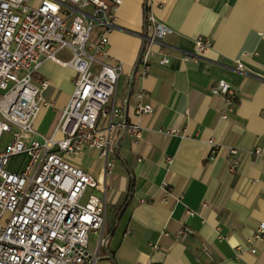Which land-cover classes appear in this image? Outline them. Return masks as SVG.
Masks as SVG:
<instances>
[{"label":"crops","instance_id":"0c3cea01","mask_svg":"<svg viewBox=\"0 0 264 264\" xmlns=\"http://www.w3.org/2000/svg\"><path fill=\"white\" fill-rule=\"evenodd\" d=\"M146 12L171 30L153 47L147 75L138 63ZM108 36L110 62L122 67L117 103L128 122L142 128V137L127 134L118 143L116 168L106 180L107 222L115 229L97 264H264V241L255 244L257 253L248 241L264 221V0H121L116 28ZM200 36L211 48L184 61L186 53L196 54ZM163 54L170 59L166 65L160 62ZM59 56L67 60L71 54ZM41 66L35 82L50 81L43 97L51 105L41 106L35 127L49 136L78 75L50 60ZM220 80L238 89L227 119L220 114L224 97L211 93ZM139 91L146 93L152 114H136ZM48 110L59 116L52 130L42 133ZM169 129L180 134H164ZM212 140L219 146L216 153ZM232 149L239 151L235 172L229 169ZM256 149L262 155H255ZM89 150L101 160L99 169L86 163ZM16 160L22 162L18 167ZM27 161L19 155L9 168L20 172ZM70 161L105 183L97 150ZM165 182L174 196H183L181 202H160ZM188 209L195 214L187 215ZM184 225L195 235L181 241L176 235ZM202 244L210 247L211 261H197Z\"/></svg>","mask_w":264,"mask_h":264},{"label":"built area","instance_id":"2783aa9c","mask_svg":"<svg viewBox=\"0 0 264 264\" xmlns=\"http://www.w3.org/2000/svg\"><path fill=\"white\" fill-rule=\"evenodd\" d=\"M121 0H0V264H97L107 223V178L114 172L120 139L142 137V128L128 122L117 103L122 73L120 65L108 57L109 36L116 28V10ZM142 49L138 63L147 75L154 46L162 45L171 30L149 14L145 20ZM203 36L196 39V54L186 53L183 60L195 59L211 48ZM68 51L64 60L59 55ZM72 68L77 73L75 88L68 104L49 136L36 130L41 106H50L43 94L49 80L35 82L45 61ZM161 64L170 59L163 54ZM243 71V65L238 64ZM213 95L223 96L227 119L234 112L238 89L226 80L212 86ZM146 93H136L138 116L153 113L145 102ZM9 140L3 142L4 134ZM168 136L178 129L164 131ZM212 152L219 146L212 140ZM87 149L97 150L104 161L105 183L100 185L82 168L71 163ZM230 171L239 165V151L231 150ZM256 149L255 155H262ZM19 155L27 164L20 172L9 166ZM170 164L172 160L167 159ZM88 191H90L88 193ZM160 202L174 196L169 185L161 186ZM142 203H149L142 200ZM193 216L194 211L186 210ZM91 234H99V249L90 251ZM195 231L184 225L177 233L183 241ZM222 238V237H221ZM264 241V221L249 238ZM153 250L157 244L152 245ZM202 244L197 255L212 260V252ZM159 264V263H150Z\"/></svg>","mask_w":264,"mask_h":264},{"label":"rangeland","instance_id":"374dc122","mask_svg":"<svg viewBox=\"0 0 264 264\" xmlns=\"http://www.w3.org/2000/svg\"><path fill=\"white\" fill-rule=\"evenodd\" d=\"M59 116L58 112L55 111H51L48 110L47 113L45 114L44 118H43V122H42V126L40 127V131L42 133H47V131L50 129L52 130V128L55 126L56 122H57V118ZM3 136V142H7L9 140V135L8 134H4ZM87 153V158L86 163H88L90 166H93L94 168L99 169L100 168V163L101 160L97 159L95 157V154L92 150H89ZM22 162L20 160H16L15 162H13L14 167H18L19 164H21ZM99 183V182H98ZM90 191H88L89 193ZM99 239H100V235L99 234H91V238H90V251L93 252L94 254H96V252L98 251V247H99ZM101 260V256L98 257V261L97 263Z\"/></svg>","mask_w":264,"mask_h":264},{"label":"trees","instance_id":"16d2710c","mask_svg":"<svg viewBox=\"0 0 264 264\" xmlns=\"http://www.w3.org/2000/svg\"><path fill=\"white\" fill-rule=\"evenodd\" d=\"M149 14L146 12L145 15V20L147 18ZM146 22V21H145ZM145 22H144V26H145ZM118 158V155H117ZM125 204V202H124ZM124 204H122L119 208H123ZM105 231H104V236H103V245L101 246L100 250H99V256H101V254L103 253L104 249L107 247V243L109 241L110 236L112 235L114 229H115V224L113 222H107L106 226L104 227Z\"/></svg>","mask_w":264,"mask_h":264}]
</instances>
